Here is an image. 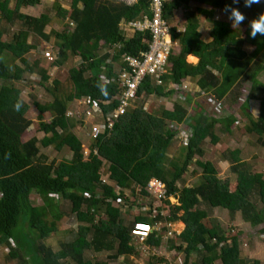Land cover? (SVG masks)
Here are the masks:
<instances>
[{
    "label": "trees",
    "instance_id": "1",
    "mask_svg": "<svg viewBox=\"0 0 264 264\" xmlns=\"http://www.w3.org/2000/svg\"><path fill=\"white\" fill-rule=\"evenodd\" d=\"M192 1L208 8L190 9ZM10 2L0 0V250L4 251L3 258L18 259V264H107L92 263L84 257L85 251H109L111 259L126 257L135 252L131 243L134 223L154 226L163 221H179L184 224L178 234L179 243L176 245L171 240L170 247L184 251V262L196 253L199 259L191 264H214L216 260L217 264H248L241 255L239 232H226L219 224L206 222L210 221L209 211L219 208L228 211L231 217L240 213L243 221L252 226L262 224L260 230L264 234V174L252 171L242 151L234 149L222 153L221 160L229 164L235 180L221 179L218 168L205 159L203 146L207 138L213 146L221 142L215 133L219 125L220 134L255 137L257 147L264 149V82L258 79L264 70V36L251 38L249 27L252 19L264 13V0L250 8L245 7L244 0L238 4L233 0H166L163 18L173 24L175 11L183 9L184 31L177 33V25H170L172 41L177 45L169 55L162 84L156 85L153 78L146 77L138 88L137 99L173 98L172 109L147 112L143 105L134 106L136 99L111 131L90 140L86 158L83 143L74 132L82 122L66 116V112L77 100L89 101L86 107L95 103L104 115L115 110L118 105L115 97L120 89L114 64L117 65L123 53L137 56L146 51L150 40L148 32H135L126 39L121 25L149 14L150 0H137L134 4L71 0L70 10L60 21L62 31L49 32L45 28L51 19L46 14L33 17L20 12L39 5L41 0H13L11 8ZM226 5L238 7L245 14L240 28L232 27L228 21L215 20L218 11L228 17L224 11ZM55 9L61 10L57 4ZM200 18L211 24L209 43L201 39L198 31ZM17 22L19 29L10 41H5L7 27H14ZM31 36L38 44L55 37L57 55L48 66L60 69L70 57L80 59L79 65L68 71L69 88H62L57 79L50 77L44 59L27 58L30 51L37 49L36 44L28 43ZM117 45L121 47L119 51L115 49ZM246 47L252 50L248 52ZM190 55L198 59L196 64L186 61ZM34 73L40 76L38 85L52 99L33 102L38 113L37 131L43 133L42 139L31 137L23 141L22 136L32 121L25 116L29 106L20 100L22 90L17 85L25 83L26 74ZM102 75L109 83L102 81ZM187 81L193 82L195 88L211 92L217 100L227 96L230 109L235 112L230 110L229 115L223 113L215 118L207 114L201 102L195 101L189 113L179 102L178 94L169 89L172 83ZM246 81L250 90L236 107L240 99L237 89ZM189 101L188 96L186 102ZM255 101L259 103L256 115L252 113ZM95 117L99 122V116ZM181 126L191 129V135L187 144H182V162L175 164L169 155L174 151L172 143ZM48 147L56 152L67 148L71 158L48 162L40 154V148ZM106 165L107 183H103L101 171ZM192 165L201 170L199 184L179 189L177 182ZM151 179L162 182L167 199L176 197L178 205H170L166 199L161 209L169 205L168 217L163 218L158 209L154 218L151 212L136 214L133 224L125 225L122 208L114 203L127 201L126 192L134 195L136 189L139 194L148 195L145 187ZM114 186L120 192H114ZM32 193L41 199L40 205L32 204ZM61 201L69 202V213L77 226L75 232L69 228L70 238L60 240L59 248L54 249L47 240L58 231V223L65 215ZM123 212H127L126 208ZM146 242L159 246L160 233L153 230ZM163 261V257L155 258L151 264H172ZM250 264L260 262L252 259Z\"/></svg>",
    "mask_w": 264,
    "mask_h": 264
},
{
    "label": "rangeland",
    "instance_id": "2",
    "mask_svg": "<svg viewBox=\"0 0 264 264\" xmlns=\"http://www.w3.org/2000/svg\"><path fill=\"white\" fill-rule=\"evenodd\" d=\"M113 2H122L126 4H133L137 0H111ZM55 4L60 6V11L58 9H55ZM70 4L71 0H41L40 4L35 7H29V8H23L20 10L21 13L30 15L33 17H39L41 14H46L51 20L48 26L45 28L46 32H49L50 30L55 31H62L63 24L62 19L65 16V12H68L70 10ZM189 8L193 9L196 6L208 8L207 6L200 5L196 2H190ZM9 7H13V0H11ZM175 20L173 24L176 26L177 29H183L184 27V10L179 9L175 11L174 14ZM65 19V18H64ZM215 20H222V21H228L230 22L232 26V22L228 19L226 15L221 13L220 11L217 12L215 15ZM200 29L201 34H208V31L210 32L211 24L205 21L204 19L200 18ZM70 27H72L71 24H69ZM20 23L17 22L14 27H7L6 35L3 37L5 41H10L12 34L19 29ZM233 27V26H232ZM237 28H240V26H236ZM244 35H242L243 37ZM56 39L55 37H51L48 41L41 40L39 44L37 43V39L35 37H30L28 39V43L36 44L37 49L30 51V53L27 55V58L29 60H34L36 58L41 57L45 60L46 66L48 67V70L50 71V77L52 79H57L62 85V88L67 89L70 87V82L68 80V71L72 67H77L80 63V59L78 57H70L69 60L60 68L56 69L53 68L49 60H47L44 57L45 52H50L51 56H53L56 59L57 55V47H56ZM246 50L250 52L252 50V47H246ZM112 52V51H111ZM19 63V62H18ZM188 63H195L192 61V58H189ZM244 70L242 69V72ZM26 81L25 83L21 82L17 85L22 90L20 94V100L27 104L29 106L28 111L26 112V117L32 121V125L27 129V131L22 136L23 141L26 139H30L31 137H36L37 139H42L43 133L37 131V110L33 105V102H39V103H45L48 101H51V95L47 93L43 88H41L38 85V82L40 80V76L36 73L32 75H25ZM258 79L260 82H264V70L258 75ZM195 86V85H192ZM192 89H195L192 88ZM70 89H68L69 91ZM238 94L240 95V99L236 101V107L239 106V104L242 103V101L245 100L247 93L250 90V83L249 82H243L241 86L237 89ZM235 92V91H234ZM211 93V92H210ZM212 94V93H211ZM232 94V92H231ZM236 94V92H235ZM213 95V94H212ZM229 95V94H228ZM214 96V95H213ZM215 97V96H214ZM180 101L179 102L184 105L189 113H191L192 110V103L195 101ZM175 102L173 98H167V97H156V96H141L138 98L134 104L136 105H143L144 109L147 112H156L159 113V109H172V104ZM201 102V101H200ZM203 106L205 107V110L207 112L208 103L206 101L201 102ZM221 103L224 105L223 111L221 114L225 113L224 116L229 115L230 110L232 113V109L228 104L227 96L225 98L221 99ZM258 102H252V105H255V108H258ZM72 105V106H71ZM86 105L83 101H80V103H77V101H74L70 104L69 109L71 112H74V119L81 120L82 124H78L76 128L74 129V132L78 135V131L85 134V132L89 129L88 122L93 120L92 118H87V116H83L84 110L86 109ZM255 111V109H253ZM257 111V110H256ZM208 114V112H207ZM71 115V113H70ZM218 117V116H217ZM90 119V120H89ZM80 125V126H79ZM182 127V126H181ZM79 128V129H78ZM219 125H216L215 133L218 134L221 138V142L215 146L211 145L209 142V139L207 138L204 142V148L206 150V160H210L219 171L218 176L223 178H230L231 182L235 180V176L232 175L229 171V166L225 163L221 162V154L234 149H239L242 151V157H246L247 163H250L252 165V171H260L264 174V149L257 147L255 143V137L250 138L246 137L247 140H245L244 136H241L240 142H237L235 139L239 137V134H235L234 136L229 135H222L218 131ZM183 129V127H182ZM85 130V132H84ZM179 132V131H178ZM79 136V135H78ZM177 137V138H176ZM173 140V149L174 151L169 155L170 159L175 164H180L183 159V150L182 148V140L183 138L181 135L178 134ZM241 139L243 142L241 143ZM83 142H87V138L82 139ZM249 142V144H247ZM40 154L45 156L48 159V162L55 160L56 162H59L61 160H69L71 158L72 153L69 149L63 148L61 151L56 152L52 147L48 148H40ZM84 154V153H83ZM87 154V153H86ZM196 159H199L196 157ZM107 165L102 167V176L104 177V173L106 171ZM201 176V170L196 166L192 165L188 168L187 172L184 174L182 179L177 182L176 186L181 189L183 186H196L199 184ZM105 179V178H103ZM107 182V181H106ZM114 192L118 193L120 192V189L114 186ZM126 197L128 198L127 201L121 199L119 202L117 201L114 206L122 208V217L124 219V224L127 226H131L133 224L134 216L136 214H146L149 215V212H151L150 216L153 218L156 213H158V209H161V207L164 206V202H158L152 195H143L139 194V190L136 189V193L134 195H131L129 192H126ZM32 204L34 205H40L41 199L36 195L35 193L31 194L30 197ZM169 201L170 205H178V201L176 197H169L167 199ZM166 200V201H167ZM61 209L65 212V215L63 219L58 223L59 229L54 235H50L47 242H49L54 249L59 248V241L63 238H70V233H67L68 229L71 228L74 232L76 231V224L75 219L72 214L69 213L70 211V204L67 201H61ZM130 204V205H129ZM123 205H126L123 207ZM169 206V205H168ZM165 206V208L159 210L160 215L165 218L169 215V207ZM127 210V212H123V209ZM130 209V211H129ZM155 209V214L153 210ZM181 214V212H180ZM210 215V221L206 222L208 225L212 224H219L226 232L232 231V232H241L244 234L249 235L250 237H254L253 240H257L260 244L263 245L262 253L260 254V259H255L260 262V264H264V238L263 234L258 233V229L262 226V224L257 226H252L246 222L243 221V218L241 217L240 213L235 214L233 217H231L228 213V211L223 209H211L209 211ZM73 227V228H72ZM154 228L157 229V231L160 233L161 236V243L157 247H153L149 245L146 242V239L141 240L138 237L132 236V245L134 246L135 252L130 253L126 257L120 256L117 259H111L109 258V251H102V252H92L91 250L85 251L84 257L86 259H89L92 261V263L96 262H106L107 264H151L154 262L155 258L163 257L164 261H168L172 264H191L192 262L199 259L196 253L191 254L188 257V260L184 262L185 253L184 251H181L179 249H175L170 247V241H174L177 245L179 243L178 234L181 233V231L184 228V224L176 221L168 223L166 221H163L162 223L154 224ZM66 231V233H65ZM4 251L1 252L0 250V264H18V259H4L3 254ZM219 261H215L214 264L218 263ZM67 264H72V262H68ZM99 264V263H97ZM155 264H162V263H155Z\"/></svg>",
    "mask_w": 264,
    "mask_h": 264
},
{
    "label": "built area",
    "instance_id": "3",
    "mask_svg": "<svg viewBox=\"0 0 264 264\" xmlns=\"http://www.w3.org/2000/svg\"><path fill=\"white\" fill-rule=\"evenodd\" d=\"M165 1L166 0H150L149 14L122 23L121 28L125 33V38H127L125 31H132L133 33L148 32L150 35L148 49L137 56L126 53L121 54L119 58V68L116 71L120 92L115 97L118 101V105L113 112L104 115L95 103L91 106H87L84 110L85 117L87 116V118H92L94 120L96 118L95 116L98 115L101 119L98 123L92 122L88 129L90 140H97L102 133L112 130L118 119L126 113L127 109L130 108L132 103L137 99L138 88L146 77L153 78L156 85L162 84V77L166 73L169 55L173 46L176 45L171 38L170 24L163 18V3ZM120 48V45L115 46V49L118 51ZM44 57L49 60V62L55 60L50 52H45ZM101 79L104 83H109V80H107L104 75L101 76ZM192 88H194V86L187 82L182 84L172 83L169 85V89L178 94V100L185 101L189 96L193 101H206L209 104V108L207 109L208 115L215 118L221 115L224 105L220 100H217L208 91ZM88 103L89 101L86 100L85 104ZM68 116H70V113H68ZM178 135H181L183 138L182 144H187L191 135V129L180 128ZM94 154H96V151H94ZM102 182L107 183L106 179H102ZM145 192L152 195L158 202H163L167 199L165 188L162 182L157 179L149 180L145 187ZM153 212L154 214L156 213L155 209ZM153 230L154 226L151 224L134 223L131 227V234L133 237L144 240Z\"/></svg>",
    "mask_w": 264,
    "mask_h": 264
},
{
    "label": "crops",
    "instance_id": "4",
    "mask_svg": "<svg viewBox=\"0 0 264 264\" xmlns=\"http://www.w3.org/2000/svg\"><path fill=\"white\" fill-rule=\"evenodd\" d=\"M135 3V2H134ZM133 3V4H134ZM170 24V23H169ZM171 26L172 25H174V24H170ZM170 26V27H171ZM184 31V28L183 29H177L176 30V32L177 33H181V32H183ZM199 33L201 34V29L199 28ZM126 32V35H127V38L126 39H129L130 38V36L131 35H133L134 33L132 32V31H125ZM201 39L205 42V43H209L212 39H211V37H210V32L208 31V34L206 33V34H204L203 33V35L201 34ZM177 45V44H176ZM189 58L191 59L192 58V61L193 62H195V63H193V64H196L197 63V61H198V59L196 58V57H194V56H187V58H186V61L187 62H189ZM121 64V63H120ZM115 66H117L116 67V71L118 70V68H119V62L117 63V65L116 64H114ZM187 83H189L190 85H193V82L191 83L190 81H187ZM80 101L81 100H77V103H80ZM82 101H84V100H82ZM191 101H193V100H191ZM85 102V101H84ZM86 103V102H85ZM70 106V105H69ZM72 106V105H71ZM253 109H255V111H253ZM257 108H255V105H252V113H255V115L257 114ZM68 113H71V115L70 116H72L73 118H74V112H71L70 111V109L68 108V110H67V112H66V116H68ZM69 117V116H68ZM96 119V118H95ZM90 120L89 122H88V124H89V126H88V128H90V126H91V124H92V122L93 123H98L97 121H98V118L96 119V120ZM100 119V118H99ZM100 121H101V119H100ZM99 121V122H100ZM79 129V128H78ZM84 132H85V130H84ZM76 134V133H75ZM77 135V134H76ZM78 135H79V138L81 139V141H82V139L83 138H87L88 139V141L87 142H83L82 141V143H83V146H84V148H83V153H84V157L86 158L87 157V155H86V153L88 154V152H89V149L87 148V146L86 145H88V143L90 142V137H89V135H88V130L85 132V134H83L82 132H80V131H78ZM77 135V136H78ZM245 137V140L247 139L246 138V136H244ZM240 138L241 137H237L235 140L237 141V142H240ZM243 142V140L241 139V143ZM220 163H225L226 165H228L229 166V164L226 162V161H222L221 160V162ZM103 178H107V177H103ZM111 183V185H113V183L112 182H110ZM115 185V184H114ZM116 187V186H115ZM263 226V225H262ZM262 226L258 229V233H260V234H263L262 232H261V228H262ZM240 234V239H241V241H242V245H241V255L243 256V257H245V259L247 260V262H248V264H250V260H252V259H260V254L262 253V248H261V246L263 247V245L262 244H260L257 240H253V238L254 237H250L249 235H247V234H244V233H239ZM263 238H264V234H263Z\"/></svg>",
    "mask_w": 264,
    "mask_h": 264
},
{
    "label": "clouds",
    "instance_id": "5",
    "mask_svg": "<svg viewBox=\"0 0 264 264\" xmlns=\"http://www.w3.org/2000/svg\"><path fill=\"white\" fill-rule=\"evenodd\" d=\"M261 0H244L246 8H250L253 4H260ZM233 3L238 4L239 0H233ZM224 11L228 13V19L232 22V26H240L246 19V16L243 12L240 11L238 7L225 6ZM250 27V36L255 39L257 35L264 36V13L260 14L258 17L252 19L249 22ZM19 110V105L16 106ZM6 156H10V153H7ZM148 224V223H146ZM154 230H157L154 228Z\"/></svg>",
    "mask_w": 264,
    "mask_h": 264
}]
</instances>
